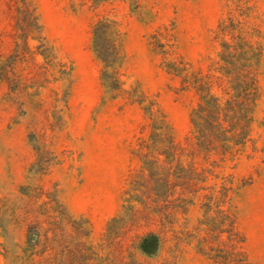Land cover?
<instances>
[{"label": "rangeland", "instance_id": "374dc122", "mask_svg": "<svg viewBox=\"0 0 264 264\" xmlns=\"http://www.w3.org/2000/svg\"><path fill=\"white\" fill-rule=\"evenodd\" d=\"M234 1L248 9V26L263 47L261 98L251 140L231 159L210 155L208 161L200 154L194 159L201 167H214L222 177L218 183L224 180L231 187L238 227L245 238L246 264H264V0ZM31 3L40 27L34 26L37 38L22 37L19 53L16 35L29 18L25 0H0V264H31L23 253L28 228L37 221L47 227L44 205L49 189H58L72 219L86 222L90 258L98 252L107 264H128L136 234L152 229L162 234L163 242L156 256L146 258L150 264H219L195 246L203 214L199 200L187 214L177 215L173 225L162 227L164 231H157L160 226L155 222L116 241L105 240L108 222L121 210L130 180L140 169L134 151L148 130L138 105L106 95L92 31L102 16L120 22L126 89L139 86L157 102L174 127L176 140L192 159L191 114L199 94L184 89L181 79L163 69L149 37L157 30L168 34L173 49L194 70L217 75L220 45L216 31L228 17L227 1L110 0L98 7L94 0ZM42 38L56 61L74 67L68 107L62 101L64 88L56 81L59 75L48 68L39 52ZM216 91L223 95L222 89ZM36 162L49 172L30 173ZM32 231L44 243L43 231L35 227Z\"/></svg>", "mask_w": 264, "mask_h": 264}, {"label": "trees", "instance_id": "16d2710c", "mask_svg": "<svg viewBox=\"0 0 264 264\" xmlns=\"http://www.w3.org/2000/svg\"><path fill=\"white\" fill-rule=\"evenodd\" d=\"M108 1L94 0V5L98 7ZM226 1L228 17L220 22L216 31L220 45L219 60L215 63L217 75L194 70L184 56L173 49L168 34L157 30L149 37L153 51L162 58L163 69L181 79L184 89H193L199 94L191 114L192 159L176 140L174 127L157 102L151 101L139 86L126 89L122 79L125 51L120 22L102 16L94 23L93 50L101 63L100 78L106 95L138 105L147 121L145 130H148L134 151L140 169L130 180L121 210L108 222L105 240L116 241L133 229L155 222L160 226L157 231H164L162 227L173 225L177 215L187 214L199 200L203 214L198 227L200 234L195 237L198 252L219 264L247 263L245 238L238 227L231 187L224 180L218 183V178L222 177L215 174L214 167H201L194 159L196 154L206 156L208 161L210 155L231 159L243 149L251 140L254 113L261 98L259 66L263 47L255 39L253 28L248 26V9L239 1ZM25 8L29 18L25 29H20L16 35V51L22 37L37 38L34 26L40 27L31 0H25ZM17 19H20L19 14ZM38 49L48 68L59 75L56 81L64 88L62 101L68 107L74 83L73 65L56 61L52 48L43 38ZM216 88L222 89L223 95L218 94ZM48 172V167L37 162L30 168L34 175ZM57 190L46 191L47 227L43 228L38 221L30 224L24 255L31 264H107L98 252H93L90 258L86 222L71 218ZM32 227L43 231L44 243L38 241ZM162 242V234L156 230L137 233L128 264H150L146 258L156 256ZM38 256L41 259L36 260Z\"/></svg>", "mask_w": 264, "mask_h": 264}]
</instances>
